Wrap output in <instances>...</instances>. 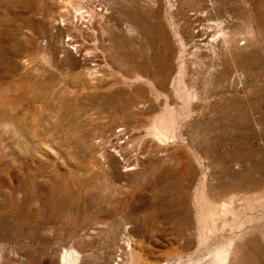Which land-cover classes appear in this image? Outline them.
<instances>
[{
  "label": "rangeland",
  "instance_id": "obj_1",
  "mask_svg": "<svg viewBox=\"0 0 264 264\" xmlns=\"http://www.w3.org/2000/svg\"><path fill=\"white\" fill-rule=\"evenodd\" d=\"M229 243L264 264V0H0V264Z\"/></svg>",
  "mask_w": 264,
  "mask_h": 264
},
{
  "label": "bare ground",
  "instance_id": "obj_2",
  "mask_svg": "<svg viewBox=\"0 0 264 264\" xmlns=\"http://www.w3.org/2000/svg\"><path fill=\"white\" fill-rule=\"evenodd\" d=\"M153 134L156 135L157 131L153 130ZM241 199L243 200V198H241ZM242 203H244V202L242 201ZM230 204H231V201L229 204H222L223 211H225V212L230 211V212H232V214H234L235 211L232 210L233 207ZM234 243L233 244L229 243L227 245V247L220 249V251L218 252L219 257L217 258L218 260L216 261V264H249L244 259H241L242 263L239 262L241 260H239V261L236 260L237 252L239 249L237 248L236 245H234ZM61 256H62L61 264H70L79 258L78 250H74V249L69 251L68 253H64ZM171 264H174V262H172Z\"/></svg>",
  "mask_w": 264,
  "mask_h": 264
}]
</instances>
